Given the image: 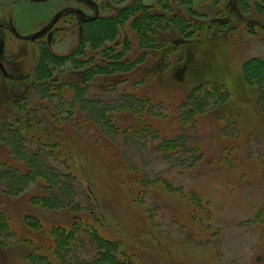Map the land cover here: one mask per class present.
Segmentation results:
<instances>
[{"label":"rangeland","instance_id":"1","mask_svg":"<svg viewBox=\"0 0 264 264\" xmlns=\"http://www.w3.org/2000/svg\"><path fill=\"white\" fill-rule=\"evenodd\" d=\"M30 1L0 0V62L11 76L0 73V172L19 152H36L41 169L71 175L77 208L32 204L34 183L8 195L0 178V208L25 238L8 258L0 252V264H30L27 240L51 243V227L79 216L137 264H264V104L244 76L246 61L264 60V0H141L151 18L132 10L114 36L88 27L87 17L113 16L133 0ZM179 13L203 24L181 32ZM158 15L164 20L153 21ZM141 29V59L98 79L82 80V67L46 54L77 45L87 52L96 38L122 55L127 37L135 57ZM206 88L221 97L192 109L191 97ZM27 214L47 234L28 228ZM69 252L68 264L94 254L86 241Z\"/></svg>","mask_w":264,"mask_h":264},{"label":"trees","instance_id":"2","mask_svg":"<svg viewBox=\"0 0 264 264\" xmlns=\"http://www.w3.org/2000/svg\"><path fill=\"white\" fill-rule=\"evenodd\" d=\"M132 10L136 13L135 15L144 17L146 20L151 18V13L148 12V7L145 6L141 0H133L131 3L126 5L124 9L118 10V12L113 16L87 18L88 21L86 22H88V27L90 25H100L103 28L104 33H108L109 28L111 31L110 34L114 36L116 34L118 25L117 20L124 18L126 13L132 12ZM178 15L179 17L177 21L182 22V25L176 23V26L181 32L185 26L188 27L203 24L202 21L192 23L193 20H184L185 17L181 16L182 14L179 13ZM186 18L189 19L187 16ZM152 19L153 21L157 22L161 21L163 17L158 15L152 17ZM183 22H187L188 25L184 24ZM140 31V42L137 43L135 57H133L134 52H130V50H128L129 42L127 37L125 38L123 45L126 47V51H124V53L121 55L119 50L117 52L113 50L116 49L115 47L111 48L105 45L103 43L104 40L95 43L97 40L96 38L94 41L92 40V38L95 37L92 34L93 32H90V34L93 35V37L90 39L92 40V43H90L91 49L87 52L83 51V48L77 45L72 51H70V53L65 56L50 55L48 50L46 54L48 56V60L52 63L58 61L60 63L59 65H62L63 61L69 60L72 61V63H75L74 68L80 70L82 67L84 69L82 80L85 79L87 81L92 77H96V79H98V76H95V74H101L102 77L108 75L110 73L108 72V69L114 67V64H117V62L120 64L121 62L132 63L135 62V59H141L140 49L144 44L147 43L145 41L146 37L142 32V29L139 30V32ZM150 38L151 39L149 43L154 41L152 36ZM80 52L83 53V56L81 58H76L75 55ZM120 56L123 58L121 59ZM51 58L54 59V61L50 60ZM46 63H48V61L45 62V64ZM54 66L56 67L57 64H54ZM45 73L46 76L52 75V71H45ZM101 75H99V77ZM244 76L246 78H253L257 82L260 101H262L264 104V60L253 57L246 61L244 64ZM110 82L113 81L109 78L104 82V84H109ZM197 93L198 94L195 95V97H191L190 101L188 102V105L191 106L192 109H199L201 99L206 100V97H210L212 93H214L217 98L221 97L218 90L211 92L210 90H207V88L204 90L201 89L200 91H197ZM107 115L108 114L101 111V118L99 117V119H105L108 123L109 116ZM19 118L20 116H18L16 120H20ZM86 121H88V119H86ZM47 142V145L52 149H55L59 145L57 141H53L51 138H48ZM3 164L5 165V170L0 172V178L5 177V179L9 181V188L11 190L8 191V195L17 196L20 194V192L26 189L29 184L34 183L36 184V188L33 189L35 194L31 197L32 204L40 205L47 209L68 208L71 211L76 210L77 207L72 202V200H74L73 198H75V192H73L72 189L73 178L70 174L60 173L51 167L47 169H41L40 157L38 153L24 152L23 150L22 152H19L18 160L5 161ZM19 175H21L23 178V182L21 181L22 183H19L20 181L16 180V176ZM14 181H17L20 185H15ZM54 191H58L59 193L64 192L66 193L67 197H65V195L63 197H60L61 195L55 196L53 195ZM86 218V216H79V218L73 219L70 226L51 227L48 231V236L51 239V243L41 244L39 242H31V240H27L29 243L25 247L29 248L30 251H28L26 259L30 261V264H68L66 258L69 257L68 254L70 253V249L78 248L81 243L86 241L94 251V254L90 260L79 261L76 264H137L135 263L134 257L131 254L130 255L132 258L130 257L129 253L125 248L122 247L120 242L110 241L102 238L101 234L95 227L96 225L90 223ZM94 220L96 222L98 221L96 217ZM95 221L94 223L96 224ZM24 223L28 228L30 227L34 230H38L39 233L47 234L42 231L41 222L39 218L34 215H25ZM15 239L20 242L25 241V238L16 234L8 215L0 208V241L2 242L0 245L5 246L4 249L0 248V252L2 251L7 254V258L10 249L13 247L16 248V245H14L16 244ZM10 241H12V243H10Z\"/></svg>","mask_w":264,"mask_h":264},{"label":"flooded vegetation","instance_id":"3","mask_svg":"<svg viewBox=\"0 0 264 264\" xmlns=\"http://www.w3.org/2000/svg\"><path fill=\"white\" fill-rule=\"evenodd\" d=\"M25 1H29V0H25ZM44 1H46V0H44ZM44 1H38V2H44ZM32 2H37V1H32ZM92 6H94L95 7V9L97 10V5H95L94 3H92ZM94 17H96V16H94ZM94 17H87L88 19L89 18H94ZM58 14H56V18L54 19V22H52V23H50V25L48 26V28L47 29H49V28H52L53 27V25L55 24V22H57L58 21ZM10 24L12 25V27H14V24H12V19L10 18ZM15 29V28H14ZM11 30V29H10ZM36 37V35H33L32 36V38H35ZM1 63V62H0ZM1 65H3V63H1ZM3 69L5 70V67H3ZM7 74H8V72L7 71H5ZM0 73L1 74H3V71L0 69ZM5 77H11L9 74H8V76H5Z\"/></svg>","mask_w":264,"mask_h":264},{"label":"water","instance_id":"4","mask_svg":"<svg viewBox=\"0 0 264 264\" xmlns=\"http://www.w3.org/2000/svg\"><path fill=\"white\" fill-rule=\"evenodd\" d=\"M33 1H37L38 2V1H43V0H33ZM0 69L3 70V67H2L1 64H0ZM4 74H5V72H4Z\"/></svg>","mask_w":264,"mask_h":264},{"label":"bare ground","instance_id":"5","mask_svg":"<svg viewBox=\"0 0 264 264\" xmlns=\"http://www.w3.org/2000/svg\"><path fill=\"white\" fill-rule=\"evenodd\" d=\"M2 66L5 67L4 65H2ZM5 71H7V70H6V67H5ZM1 90H2V89H1ZM1 90H0V95L2 94V91H1Z\"/></svg>","mask_w":264,"mask_h":264},{"label":"crops","instance_id":"6","mask_svg":"<svg viewBox=\"0 0 264 264\" xmlns=\"http://www.w3.org/2000/svg\"><path fill=\"white\" fill-rule=\"evenodd\" d=\"M25 2H28V1H25ZM31 2V1H30ZM36 3V2H35ZM38 3V2H37ZM20 23V22H19Z\"/></svg>","mask_w":264,"mask_h":264}]
</instances>
